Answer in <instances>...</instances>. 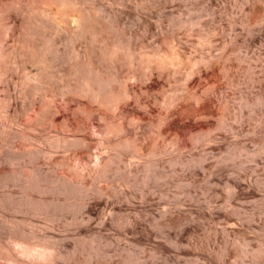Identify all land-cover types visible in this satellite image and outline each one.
<instances>
[{"label": "rangeland", "instance_id": "1", "mask_svg": "<svg viewBox=\"0 0 264 264\" xmlns=\"http://www.w3.org/2000/svg\"><path fill=\"white\" fill-rule=\"evenodd\" d=\"M47 1L1 42L0 264H264V0Z\"/></svg>", "mask_w": 264, "mask_h": 264}, {"label": "bare ground", "instance_id": "2", "mask_svg": "<svg viewBox=\"0 0 264 264\" xmlns=\"http://www.w3.org/2000/svg\"><path fill=\"white\" fill-rule=\"evenodd\" d=\"M2 1V0H1ZM6 1V2H5ZM3 3L1 4L0 2V58H2V56H6L5 52H8L10 51V49L6 51V49L2 46V44L6 41L4 40H8L10 39L11 41H13V43L15 44V42L18 44V42H25L29 36L32 35L33 33V30H35L36 28H40V29H49L50 30V35L52 37H55L54 35L57 34H61L59 32H62L65 28L64 25H62L60 22L65 20L63 18H61V16L57 13H54V12H50L48 9H44L42 7H38L35 6V5H32V3L30 2V0H17L16 2V5H11V3H8L7 0H3L2 1ZM48 1L46 0V3ZM15 3V2H14ZM45 5V4H44ZM56 5V4H55ZM14 8V9H13ZM51 9V8H50ZM63 15V14H61ZM70 15V14H69ZM64 18H65V15H63ZM62 16V17H63ZM78 16V15H77ZM72 17V16H70ZM74 17V16H73ZM5 19H10V20H6ZM68 19V18H67ZM73 19V18H71ZM78 19V18H77ZM72 21V20H71ZM77 21V20H76ZM64 23V22H63ZM76 23V22H75ZM72 24V23H71ZM77 25V24H76ZM71 27V26H70ZM19 28V29H18ZM40 33V32H39ZM49 33V32H48ZM67 33V32H66ZM54 34V35H53ZM66 35V34H65ZM62 36V35H61ZM34 37H37V36H34ZM58 37V36H56ZM55 37V38H56ZM68 39H71V36H66ZM6 38V39H5ZM4 39V40H3ZM60 39V38H59ZM58 39V40H59ZM7 40V41H8ZM56 40V39H55ZM4 41V42H3ZM36 41V39H35ZM3 42V43H1ZM28 42V40H27ZM57 42V41H56ZM41 43V42H40ZM58 43V42H57ZM14 44H12L14 46ZM15 44V46L17 45ZM39 44V43H38ZM4 45V44H3ZM11 45V46H12ZM20 45V44H19ZM40 45V44H39ZM73 45V44H72ZM35 47V46H34ZM55 47V46H54ZM54 47H51L50 48V51L57 54L58 51L56 48ZM76 47V46H75ZM18 48V47H16ZM23 48V47H22ZM33 49V48H32ZM45 49V48H44ZM71 49V48H70ZM13 50V47L12 49ZM35 51V50H34ZM16 52V51H15ZM29 52V50H28ZM72 52L73 54L76 52V49L72 48ZM14 53V51H13ZM12 53V54H13ZM23 53V52H22ZM27 53V51H26ZM69 53V52H68ZM18 54V52H17ZM20 54V53H19ZM24 54V53H23ZM29 54V53H28ZM33 54V53H32ZM71 54V55H73ZM21 55V54H20ZM27 55V54H26ZM15 56H16V53H15ZM18 57V56H16ZM20 58V57H19ZM40 58V57H39ZM15 59V58H14ZM26 60V59H25ZM38 60V59H37ZM40 60V59H39ZM19 61V60H18ZM22 61V60H21ZM12 63V62H11ZM24 63V62H23ZM10 64V63H9ZM29 64V63H28ZM36 64V63H35ZM39 65V63H38ZM59 65V64H58ZM50 66V65H49ZM24 68V67H23ZM10 69V67H9ZM38 73L36 75H34V79L36 80L37 84L40 85L41 87L43 86V83H44V70H43V65H40L38 66ZM21 70V69H20ZM48 71V70H47ZM50 71V70H49ZM19 72V71H18ZM29 72V71H28ZM51 72V71H50ZM48 72V73H50ZM22 73V72H21ZM0 74L2 75L3 73L0 72ZM12 74V73H11ZM13 75V74H12ZM53 76V74H52ZM23 78V77H22ZM51 78V77H50ZM62 78V77H61ZM46 79V78H45ZM18 80V79H17ZM16 80V81H17ZM28 80H31V79H28ZM47 80V79H46ZM229 80V79H228ZM11 81V80H10ZM19 82V81H18ZM17 82V83H18ZM16 84V83H15ZM29 84V83H28ZM226 84V83H225ZM13 85V84H12ZM34 85V84H33ZM63 85V84H62ZM22 86V85H21ZM56 86V85H55ZM227 86V85H226ZM20 87V86H19ZM49 87V86H48ZM18 88V86L16 87ZM60 88V87H59ZM19 89V88H18ZM232 89V88H231ZM17 90V89H15ZM24 90V89H23ZM52 90V89H51ZM56 90V89H55ZM61 90V89H60ZM42 91V90H41ZM21 92H22V89H21ZM27 92H30V91H27ZM233 92V91H232ZM231 92V93H232ZM14 93V91H13ZM25 93V91H24ZM226 93V92H225ZM229 93V92H227ZM38 94V93H36ZM51 95L53 93H50ZM24 95V94H23ZM28 95V94H27ZM54 95V94H53ZM52 95V96H53ZM232 95V94H231ZM68 96V95H67ZM194 96V95H193ZM17 97V96H16ZM19 97V96H18ZM31 97V96H30ZM48 97V96H47ZM200 97V96H199ZM15 98V97H14ZM78 98V97H77ZM225 98V97H224ZM2 99V98H1ZM20 99V98H19ZM48 99V98H47ZM66 99V98H65ZM15 100V99H14ZM200 100V99H199ZM226 100V99H225ZM9 101V100H8ZM16 101V100H15ZM22 101V100H21ZM27 101V100H26ZM185 101V100H184ZM183 101V102H184ZM193 101V99H192ZM12 102V101H11ZM17 102V101H16ZM81 102V101H80ZM226 102V101H225ZM38 103V102H37ZM40 103V102H39ZM202 103V102H201ZM224 103V102H223ZM9 104V103H8ZM25 104V103H24ZM44 104V103H43ZM43 104H39L40 106L42 105L43 107ZM56 104V103H55ZM67 104V103H66ZM196 104V102H195ZM194 104V105H195ZM13 105V104H12ZM46 105V104H45ZM185 105V104H184ZM200 105V104H199ZM198 105V106H199ZM219 105V104H218ZM2 106V105H1ZM58 106V105H57ZM202 106V105H201ZM223 106V105H222ZM221 106V107H222ZM12 107V106H11ZM17 107V106H16ZM45 107V106H44ZM44 107L41 108H35L33 110V113H31L29 115V118H28V123H27V126L25 128V132L27 133V130H34L36 127V125H39L40 121V117L43 116V114L41 115V110L43 109L44 110ZM46 108V107H45ZM70 108V107H69ZM202 108V107H201ZM4 109V108H3ZM177 109V108H176ZM182 109V108H181ZM224 109V108H222ZM22 110V109H21ZM16 111V110H15ZM27 111V110H26ZM30 111V110H29ZM183 111V110H181ZM190 111V110H189ZM194 111V110H192ZM206 111V110H205ZM204 111V112H205ZM224 111V110H223ZM191 112V111H190ZM52 113V112H51ZM193 113V112H192ZM207 113V112H206ZM9 114V113H8ZM47 114V112H46ZM106 114V113H105ZM104 114V115H105ZM183 114V113H182ZM197 114V113H196ZM200 114V112H199ZM2 115V114H1ZM41 115V116H40ZM195 115V114H194ZM18 116V115H17ZM16 116V117H17ZM45 116V114H44ZM52 117L54 115H51ZM185 116V115H184ZM187 116V115H186ZM3 117V116H2ZM13 118V116H11ZM22 117V116H21ZM20 117V118H21ZM26 117H27V114H26ZM59 117H57L58 119ZM193 118V117H192ZM195 118V117H194ZM54 121L55 118H52ZM133 119V118H132ZM10 122L13 121V119H8ZM7 120V122L5 123H8L9 121ZM15 120V119H14ZM19 120V119H17ZM68 120V119H67ZM20 121V120H19ZM17 121V122H19ZM25 121V120H24ZM45 121V120H44ZM48 121V120H47ZM58 121V120H57ZM93 121V120H92ZM21 122V121H20ZM39 122V123H38ZM228 122V121H227ZM88 123V122H87ZM10 124V123H9ZM49 124V123H48ZM80 124V123H79ZM14 125V124H13ZM25 125V124H24ZM77 125V124H76ZM128 125V124H127ZM2 126V125H1ZM8 126V125H7ZM71 126V124H70ZM18 127V126H17ZM46 127V126H45ZM2 128V127H1ZM10 128V127H9ZM71 129V128H70ZM139 129V128H138ZM159 129V128H158ZM16 130V129H15ZM20 130V129H19ZM30 130L28 131V134L30 133ZM109 132H112V133H116L118 132L119 129L118 127H115V126H111L107 129ZM157 130V128H156ZM39 131V130H38ZM86 131V130H85ZM49 132V131H48ZM36 133V132H34ZM33 133V134H34ZM44 134V133H43ZM48 134V133H47ZM64 134V133H63ZM62 134V135H63ZM4 135V134H3ZM6 135V134H5ZM71 135V134H70ZM167 135V134H166ZM17 136V135H16ZM33 136V135H32ZM44 136V135H43ZM175 137V136H174ZM21 138V137H20ZM85 138V137H84ZM166 138V137H165ZM40 139V138H39ZM19 140V139H18ZM7 142V141H6ZM22 142V141H21ZM1 143V142H0ZM158 143V142H157ZM170 143V142H169ZM28 144V143H27ZM5 147V146H4ZM28 147V146H27ZM8 148V147H7ZM108 148V147H107ZM152 149V148H151ZM158 149V148H157ZM26 150V149H25ZM161 150V149H160ZM157 152V151H156ZM77 153V152H76ZM104 153V152H103ZM72 156V155H71ZM78 157V156H77ZM76 157V158H77ZM87 158V157H86ZM97 158V157H96ZM101 158V157H100ZM78 159H80L82 161L83 158H80V156L78 157ZM102 160V159H101ZM100 159H97V165L96 167H94V169L96 170H99L100 169V165L103 163ZM147 161V160H146ZM84 164H86V161L84 160L83 161ZM130 163V162H129ZM108 165V164H107ZM64 168V167H63ZM84 168V167H83ZM67 169V168H66ZM87 171V170H86ZM85 171V172H86ZM61 173V172H60ZM80 175V174H79ZM89 176V175H88ZM81 177V176H80ZM84 178V177H83ZM86 179V177H85ZM81 180V179H80ZM84 180V179H83ZM25 242V241H24ZM19 243V242H18ZM26 244V243H24ZM23 244V253L26 255V257H28L30 259V263L29 264H52L51 262V251L48 250L47 248L46 249H38L33 246H29L26 244L24 245ZM45 246V245H44ZM80 254V253H79ZM14 255V254H13ZM59 255V254H58ZM10 256V255H9ZM8 256V257H9ZM13 258V256H12ZM19 258V257H18ZM11 260V259H10ZM74 260H72L73 262ZM83 261V260H82ZM97 261V260H96ZM95 261V262H96ZM78 263V262H77ZM74 264V263H73Z\"/></svg>", "mask_w": 264, "mask_h": 264}]
</instances>
